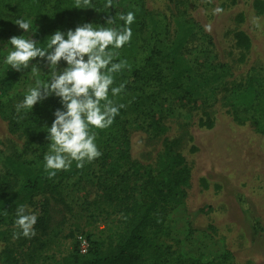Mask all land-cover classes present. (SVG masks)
I'll list each match as a JSON object with an SVG mask.
<instances>
[{"label": "rangeland", "instance_id": "rangeland-1", "mask_svg": "<svg viewBox=\"0 0 264 264\" xmlns=\"http://www.w3.org/2000/svg\"><path fill=\"white\" fill-rule=\"evenodd\" d=\"M116 1L109 9L114 10L109 18L116 22L105 25L122 28L119 15L129 11L135 13V22L131 42L116 50L128 67L115 74L119 80L113 86L125 83L120 78L124 76L141 87L134 75L156 50L155 62L163 74L193 96L161 93L145 107L133 109L137 91L115 97L109 93L115 106L124 107L110 134L114 140L97 137L99 150H120V136L126 132L139 170L132 184L136 197L143 194L149 177L154 184H167L171 158L178 153L185 157L190 184L174 191L167 216L170 235L159 241L170 248L171 260L174 252L187 247L191 255L186 264L224 251L232 254L233 264H264V232L256 229L258 223L264 230V136L257 131L251 109L254 91L264 78V0ZM71 2L75 0H0V189L6 195L17 194L23 183L6 159L13 157L36 171L45 169L47 128L55 110L62 108L59 98L51 96L32 110L17 112L28 89L37 79L47 82L50 73L39 58L32 61L40 66L36 75L31 68L12 70L4 62L15 50L8 41L22 35L47 48L55 31L66 33L84 24L65 13ZM216 7L223 12L214 15ZM18 19L30 22L28 32L15 24ZM208 24L211 32L205 30ZM66 66L61 61L59 69ZM145 90L157 93L152 81ZM155 124L163 131H155ZM90 164L82 173L59 171L56 179L25 195L0 221V264H63L71 256L77 257L75 264H83L93 257L80 253V236L105 251L123 215L103 200L97 185L100 167L95 160ZM20 205L45 217L46 230L35 224L34 237L14 239L13 233L20 231L15 227Z\"/></svg>", "mask_w": 264, "mask_h": 264}, {"label": "trees", "instance_id": "trees-1", "mask_svg": "<svg viewBox=\"0 0 264 264\" xmlns=\"http://www.w3.org/2000/svg\"><path fill=\"white\" fill-rule=\"evenodd\" d=\"M106 2L107 0H92V7L87 9L75 8V2H71L65 13L73 15L84 23H93L95 26L105 25L110 13L114 12V10L109 11L104 7ZM113 4H117V1L113 0ZM118 20L124 25V21L119 18ZM156 54L158 52L152 50L146 58L143 69H139L134 75L135 83H141V87L126 82V77L120 76L121 80L125 79L123 91L138 92L135 98L138 102L133 104V109L145 107L149 101L158 98L161 93H169L174 96V91H180L183 98L193 96L189 89L179 85L175 80L174 82L168 80V77L163 74L162 69L155 62ZM119 61L120 59L117 58L114 62L118 63ZM118 80L119 78L115 76V81ZM150 81L154 82L157 93L148 94L146 92L145 85ZM253 98L254 104L251 109L255 126L257 131L264 136V78L260 88L254 91ZM121 113L122 108L119 111V114ZM117 126L118 118L115 117L114 123L109 128L104 130L93 129V131L98 133V140L101 141L107 136L110 137L112 130ZM123 130L122 128L121 132ZM154 130L163 131V128L155 124ZM120 137L123 139L120 150L115 152L113 148L105 146L101 150L102 156L95 161L100 167L97 185L102 189L103 200L112 202L113 209L123 215L122 225L117 229L114 239L108 243L104 252H101L99 244H90L88 254L93 258L83 264H186L191 255V251L187 247L179 249L178 254L177 251L174 252L176 257L174 256V259L171 260L170 248L159 243L162 238L170 235V230L167 227V216L174 191L190 184V170L185 157L178 153L171 158L168 170L170 180L167 184H154L149 177L148 183L144 186L143 194L136 197L135 187L132 184L136 183L135 176L139 175V170L133 161L131 142L126 132L123 131ZM110 139L114 140L112 137ZM6 162L10 170L22 178L23 183L17 194L6 195L0 189V221L13 211L25 195H32L45 183L59 176V172H57L56 176L50 179L45 169L36 171L27 163L20 162L13 157L7 158ZM91 167V164L87 163L82 169L77 168L76 163L73 162L71 169L67 171V175L82 173ZM46 222L45 217H40L36 227L40 226L44 231L46 230ZM256 229L264 232L258 223ZM146 254H148L147 258ZM196 255L201 254L196 252ZM77 262V257L71 256L65 258L63 264H75ZM189 264H233V256L229 251H224L204 260H190Z\"/></svg>", "mask_w": 264, "mask_h": 264}, {"label": "clouds", "instance_id": "clouds-1", "mask_svg": "<svg viewBox=\"0 0 264 264\" xmlns=\"http://www.w3.org/2000/svg\"><path fill=\"white\" fill-rule=\"evenodd\" d=\"M211 2V0H209ZM92 7V0H75V8ZM106 9L113 7V0H107ZM223 12L221 7L213 10L214 15ZM124 21L122 28L94 26L92 23L78 25L66 33L57 30L50 36L47 48L37 47V40L24 36H12L8 43L15 49L5 57V64L17 72L31 68L36 75L40 70L38 64L32 61L43 60L49 69L50 79L45 82L36 80L30 87L24 99L16 105L17 112L30 109L51 96L59 98L62 108L53 113L54 120L47 128L46 139L50 141L49 152L45 154V171L51 179L59 171H67L73 162L77 168L92 163L102 156L96 143L98 133L93 129L109 128L119 115L123 104L115 106L109 93L118 96L125 85L115 84V74L128 67L126 60L114 62L119 56L118 49L131 42V25L135 22V13L129 11L120 14ZM114 17L106 20V25H114ZM255 23V20H254ZM23 32L30 30L31 24L24 19L15 22ZM258 26V25H257ZM205 30L211 32V24L205 25ZM61 61L66 67L59 69ZM15 227L19 232L13 233V238L22 235L32 238L36 235L34 225L37 215L30 213L25 205L16 209Z\"/></svg>", "mask_w": 264, "mask_h": 264}, {"label": "built area", "instance_id": "built-area-1", "mask_svg": "<svg viewBox=\"0 0 264 264\" xmlns=\"http://www.w3.org/2000/svg\"><path fill=\"white\" fill-rule=\"evenodd\" d=\"M79 241V251L81 254L86 255L89 252L90 249V244L87 241V239L83 238L82 236H80L78 238Z\"/></svg>", "mask_w": 264, "mask_h": 264}]
</instances>
